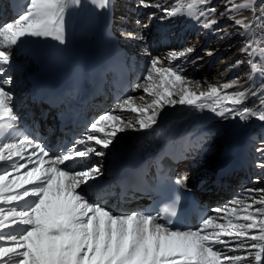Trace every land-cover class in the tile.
<instances>
[{"label": "snow or ice", "instance_id": "1", "mask_svg": "<svg viewBox=\"0 0 264 264\" xmlns=\"http://www.w3.org/2000/svg\"><path fill=\"white\" fill-rule=\"evenodd\" d=\"M220 2L222 10L213 0H136V6L162 12L161 20L187 19L216 33L221 20L229 21L224 37L241 38V58L219 75L247 64L244 81L194 79L185 63L194 47L154 56L143 47L141 30L122 32L150 57L130 88L142 94L118 99L56 153L19 130L14 96L5 87L12 84L7 73L14 50L25 41L64 45L68 12L81 7L82 0H24L17 17L0 24V264H264V187H245L198 226L178 228L172 226L178 199L170 194L161 193L168 201L163 211L117 214L104 206L107 193L94 183L103 171L92 157L103 158L120 133L151 130L166 109L264 126V0ZM89 4L100 12L109 0ZM261 144L256 152L264 156ZM255 167L264 170V160ZM171 183L174 192L186 187V178L178 176Z\"/></svg>", "mask_w": 264, "mask_h": 264}, {"label": "bare ground", "instance_id": "2", "mask_svg": "<svg viewBox=\"0 0 264 264\" xmlns=\"http://www.w3.org/2000/svg\"><path fill=\"white\" fill-rule=\"evenodd\" d=\"M125 1L132 0H115L114 2L109 0V7L97 12L92 9L89 0H82L81 7L70 9L68 12L64 45L53 49V41L50 40L25 41L22 49L14 50L13 67L7 73L12 76V84L5 87L14 96L13 105L18 117L17 125L23 131H28L32 135L37 134L36 138L53 153L81 135L84 129L73 133L60 130V123L54 120L56 112L49 106L37 104V93L33 89L32 77L38 68V60L35 57L38 49L62 63L68 62L75 48L80 45L87 59L92 53L110 51L114 47L112 37L118 32L117 44L125 49L132 71L128 95L136 96L142 93H131L130 88L141 79L150 57L137 46L136 42L124 39L121 33L140 29L146 37L143 47L151 55L163 56L170 49H178L185 44V47H194L196 51L185 62L187 75L194 79L215 82L216 79L236 77L235 71L228 72L224 76L219 75L224 72L223 69L230 63L231 57L224 56L217 66H213L218 60L216 58L220 56L218 50L224 48V45L219 48L215 45L217 50L212 51L206 48V44L211 45L216 41L213 35L203 38L202 43L191 41L200 29L199 25L190 23L187 19L161 20L162 12L137 7L133 16L140 18L139 27V22H129L131 20L128 17L131 14ZM164 2H170V0H164ZM23 4L24 0H0V24L14 20L22 11ZM111 8L114 11L113 14L109 11ZM245 14L250 15V13ZM111 21H113L112 24H110ZM216 27L219 28L220 25ZM187 38H190L189 41ZM202 48L204 52L212 54H208L209 59L205 64L207 66L205 69L201 68L203 72L199 75L196 64ZM246 77L247 74L240 80L244 81ZM124 96L125 94L116 87L115 83L109 82L105 89V96L88 105L91 112L89 122L99 114L110 110L115 102ZM248 106H251V101ZM255 138L264 139V126L255 120L244 123L239 119L221 120L207 112L199 113L179 107L166 109L164 118L151 130L120 133L113 145L106 150L103 158L92 157L93 162L101 164L103 171V175L94 183L100 185L107 193L102 203L114 213L126 214L140 211L141 205L149 203L143 193V183H139L134 191L122 192L126 180L120 171L126 166L135 174L149 170L144 181L149 183L155 171L158 170L160 159L169 155L177 166L176 177L186 178L184 189L192 198L196 211L200 208L212 210L226 204L224 198H221L226 196L223 193L226 185L243 189L249 184L248 175L255 174V164L261 157V154L256 152V148L262 146L254 143ZM113 155L116 156L115 161H112ZM262 173L256 176L262 181L255 183L256 187L264 185ZM121 195H123L122 198ZM196 211L191 221V228L199 224L195 218Z\"/></svg>", "mask_w": 264, "mask_h": 264}, {"label": "rangeland", "instance_id": "3", "mask_svg": "<svg viewBox=\"0 0 264 264\" xmlns=\"http://www.w3.org/2000/svg\"><path fill=\"white\" fill-rule=\"evenodd\" d=\"M127 4V6H128V10L130 11V16L128 17V19H130L131 21H129V22H135V21H137V22H139V27H140V18H138V17H134L133 16V13L135 12L134 10H135V8H137V6H136V0H132V1H125ZM118 3H121V2H118ZM122 4H124L125 5V3L124 2H122ZM213 4L215 5V6H217V8H218V10H222V4H221V2H220V0H213ZM123 7V6H122ZM115 15V14H114ZM133 23H131V24H133ZM190 23H192V22H190ZM220 25V29H221V31H220V33H216V32H214V31H205L204 29L202 30V28L200 27V29L199 30H197V34L195 35L194 34V36H193V38H192V42L193 43H202V40H203V38H205L206 36H207V38L209 37V36H214V39L216 40L215 42H213V43H211V45L210 44H206L207 46H206V48L208 47L209 48V50L211 49V51L212 50H217L216 48H215V45H216V47L217 48H219L221 45L223 46L224 45V48L223 49H221V50H218V51H220V52H218V55H220L219 56V58L217 57L216 59H218L214 64H213V66L215 67V66H217L218 65V63H219V61H220V59L222 58V57H224V56H226V57H231L230 58V63L231 62H233L235 59H237V58H241L240 56H239V53H238V49L241 47V38L240 37H238V36H236V35H230V36H228L227 38H225L224 37V32L225 31H229L230 30V22L229 21H227V20H221V24H219ZM138 27V28H139ZM216 27V26H215ZM140 30V29H139ZM176 34H177V32H175ZM209 34V35H208ZM119 35V33L118 32H116V36H118ZM201 36V37H200ZM203 36V37H202ZM216 37H218V39H216ZM189 39L190 38H187V41H189ZM195 40H197V41H195ZM200 40V41H199ZM209 42V41H208ZM217 42V43H216ZM222 42V43H221ZM214 44V45H213ZM186 45V44H185ZM185 45H184V47H185ZM204 48V47H203ZM203 48L200 50V52H199V57H201V59H198L199 61H198V63L196 64V70H198L199 72V75H201L200 73H202L203 72V69H201V68H204L205 69V66H207V65H205L206 64V62L208 61V59H209V56H208V54H206V52H204V50H203ZM223 50H224V52H223ZM223 52V53H222ZM224 70V69H223ZM235 72H236V77H240V79L242 78V76H244L245 74H248V72H249V66L247 65V64H245V65H243V66H241L239 69H236V70H234ZM236 77H232V78H229V79H235ZM257 139V140H256ZM254 143H258V144H261V142L260 141H264V139L263 138H255L254 140ZM262 145V144H261ZM264 159V156H261L260 158H259V160L258 161H261V160H263ZM176 168H177V166H176ZM257 167H255V174H253V176H252V174L251 175H248L249 176V184L246 186V187H256L255 186V181L258 179V178H256V176H257V174L259 173V174H261L262 172V174H264V170H262V169H259V168H257ZM259 169V170H258ZM259 171V172H258ZM231 186V185H230ZM260 187H264V185H261ZM220 187H218V189H219ZM244 189V188H243ZM243 189H240V188H238L237 186H231V187H227V185H226V187H225V189H224V191H223V193H224V195H226V196H222L221 198L223 199L224 198V201H225V203H228L232 198H234V197H237V196H239V194H241L242 193V190ZM241 191V192H240ZM236 192V193H235ZM239 192V193H238ZM228 201V202H227ZM106 201H104V203H105ZM210 209V208H209ZM210 211H211V209H210ZM211 214H213L212 212H211ZM210 215V214H209Z\"/></svg>", "mask_w": 264, "mask_h": 264}]
</instances>
